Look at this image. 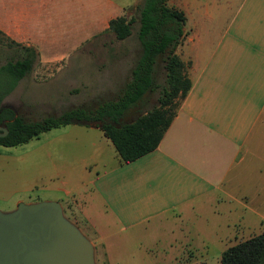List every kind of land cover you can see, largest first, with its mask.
I'll use <instances>...</instances> for the list:
<instances>
[{
    "label": "crops",
    "instance_id": "0c3cea01",
    "mask_svg": "<svg viewBox=\"0 0 264 264\" xmlns=\"http://www.w3.org/2000/svg\"><path fill=\"white\" fill-rule=\"evenodd\" d=\"M139 1L0 0V33L35 48L40 66L31 69L32 78L42 72L50 75L58 69L56 61L82 58L90 53V47L83 50L86 44L102 42L109 19L125 12L135 16ZM166 4L184 14V35L175 51L190 62L186 72L191 84L157 145L123 162L99 126L70 122L86 125L72 129L74 140H89L88 158L79 159L74 174L53 165L56 181L47 165L27 186L41 184L51 198H62V209L88 222L89 230L91 206L83 197L87 190L105 203V209L113 210L112 216L136 221L145 206L155 213L181 212L195 198H253L258 195L250 191L253 181L264 182L261 165H253V155H264V0H166ZM126 53H112L114 61L105 62L106 67H77L64 73L59 80L63 108L85 106L84 101L99 93L124 86L132 66H121ZM102 57L106 59L107 52ZM20 102L27 114L16 113L25 120L59 113L49 104L34 109L28 100ZM68 125L42 132L58 129L51 140L61 143L62 134L70 132ZM104 161L106 167L98 169ZM223 210L194 225L195 234L209 233L210 228L216 233L220 227L230 231L241 221L238 216L236 222L225 221Z\"/></svg>",
    "mask_w": 264,
    "mask_h": 264
},
{
    "label": "rangeland",
    "instance_id": "374dc122",
    "mask_svg": "<svg viewBox=\"0 0 264 264\" xmlns=\"http://www.w3.org/2000/svg\"><path fill=\"white\" fill-rule=\"evenodd\" d=\"M136 28L137 22L133 21L131 33L122 39L115 38L113 32L107 30L102 42L85 45L83 50L90 47V53L82 58L71 56L56 61L58 69L50 75L42 72L43 74L38 73L32 78L30 70L3 96L2 100L17 105L12 106L13 109L25 116L27 108L20 100H25V102L28 100L34 109H38L39 104H49L59 112L67 109L63 108L64 94H62L63 88L59 81L63 74L77 67L80 70L106 67L108 65L105 62L114 61L111 58L112 53L115 52H127L120 60L122 68L127 69L133 65L140 50ZM18 49L19 46L10 43L0 33V64L8 57H15L19 52ZM105 52L109 58L111 57L110 59L102 57ZM39 66L40 63L36 59L31 69ZM163 80V61L158 57L155 72L157 86L147 91L143 102L128 108L120 120L129 122L141 112L156 105ZM26 84L27 91L24 90ZM119 88L101 92L95 99L84 101L83 104L86 108L96 107L103 100L115 99L123 85ZM68 126L71 128L70 132L62 134L61 143L51 140L53 137L51 134L58 130L51 129L40 132L38 137L26 142L14 145L0 144V210L12 209L19 201L54 199L60 202L62 198H51L52 193L43 189L41 184L30 189L27 186L33 180L31 177L35 174L41 175L44 172L43 168L47 165L51 169V174L53 165H57L63 172L74 174L79 168V159L88 158L89 140L85 137L74 140L75 130L86 128V125L69 123ZM109 157L110 155L107 156ZM105 163L104 161V164H98V169L106 167ZM253 165H261L260 173H264V155H253ZM91 166L94 167V165ZM52 179L56 181L59 177H54L52 174ZM117 186L120 187V180ZM250 191L253 194L258 192V195L253 198H195L189 205L183 207L181 212L169 210L165 213H155L149 206H145L143 217L134 221L133 217L122 219L112 216L114 212L108 204L107 211L104 207L105 203L87 190L83 197L89 200L85 202L86 205L91 206L92 230L86 227L88 222L85 224L83 219L71 211L65 209L63 213L66 217L73 219L71 221L78 225L83 234L91 239V242L94 240L92 244L95 264H219L221 251L227 245L264 229V182L254 183L253 181ZM215 210L225 212V221L240 218L241 221L235 223L230 231L228 227H220L216 233L210 228L209 233L195 234L193 226L201 224L203 219H212Z\"/></svg>",
    "mask_w": 264,
    "mask_h": 264
},
{
    "label": "trees",
    "instance_id": "16d2710c",
    "mask_svg": "<svg viewBox=\"0 0 264 264\" xmlns=\"http://www.w3.org/2000/svg\"><path fill=\"white\" fill-rule=\"evenodd\" d=\"M135 14L121 13L108 21L107 30H111L117 39L129 35L133 21H136V38L140 47L130 68V77L117 97L102 101L91 110L75 106L37 120H25L20 114L13 117V111L1 103L3 96L31 70L37 59L33 46L6 37L10 43L19 46V52L0 64V119H9L4 123L6 132L0 135V144L25 142L50 127L70 123L73 119H97L103 121L99 128L113 144L121 161H131L152 150L190 87L186 72L190 62L183 61L175 51L184 35L181 10L168 6L166 0H140L135 6ZM158 57L163 61L164 83L157 104L129 122L120 120L128 108L143 102L147 91L157 86ZM219 264H264V229L227 245L221 251Z\"/></svg>",
    "mask_w": 264,
    "mask_h": 264
},
{
    "label": "water",
    "instance_id": "95a60500",
    "mask_svg": "<svg viewBox=\"0 0 264 264\" xmlns=\"http://www.w3.org/2000/svg\"><path fill=\"white\" fill-rule=\"evenodd\" d=\"M72 122L99 127L103 123L97 119ZM0 129L3 135L5 124ZM0 264H95L94 246L64 215L59 201H19L12 209L0 210Z\"/></svg>",
    "mask_w": 264,
    "mask_h": 264
},
{
    "label": "flooded vegetation",
    "instance_id": "af4514ba",
    "mask_svg": "<svg viewBox=\"0 0 264 264\" xmlns=\"http://www.w3.org/2000/svg\"><path fill=\"white\" fill-rule=\"evenodd\" d=\"M1 103H2V105L4 106V107H7V108H9L8 106H11L9 103H7V102H3V100L1 101ZM13 108V107H12ZM95 107H87V109L88 110H91V109H94ZM10 109V108H9ZM9 119L8 118H2V119H0V125L3 123H6L7 121H8ZM3 131H2V129H0V133H2Z\"/></svg>",
    "mask_w": 264,
    "mask_h": 264
}]
</instances>
